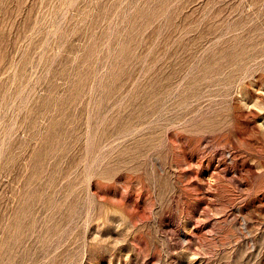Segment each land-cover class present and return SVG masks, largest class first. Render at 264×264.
<instances>
[{"label":"rangeland","instance_id":"rangeland-1","mask_svg":"<svg viewBox=\"0 0 264 264\" xmlns=\"http://www.w3.org/2000/svg\"><path fill=\"white\" fill-rule=\"evenodd\" d=\"M0 264H264V0H0Z\"/></svg>","mask_w":264,"mask_h":264}]
</instances>
